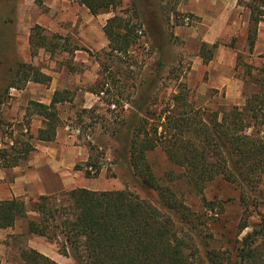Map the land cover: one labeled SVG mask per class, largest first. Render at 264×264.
Instances as JSON below:
<instances>
[{
  "label": "rangeland",
  "instance_id": "obj_1",
  "mask_svg": "<svg viewBox=\"0 0 264 264\" xmlns=\"http://www.w3.org/2000/svg\"><path fill=\"white\" fill-rule=\"evenodd\" d=\"M246 3L238 0H123L113 10L93 14L80 0H0V154L6 156V160L0 156V195H10L12 184L17 179L22 181L21 177L31 178L39 173L45 177L44 165L51 155L54 170L51 175L64 177L66 187L41 193V187L35 182H31L33 186L19 182V193L14 197L30 206L41 195L87 187L95 190L127 188L143 197L150 194L156 198L155 191L148 194L141 187L125 158L123 137L120 138L125 130L119 128L120 137L113 131L132 110L130 97L140 88L141 80L149 83L153 79V70L159 61L164 62V67L152 90L155 103L151 111L156 115L173 103L179 83L187 86L188 101L197 108L215 110L243 105L251 88H234L232 95L239 101L224 105L227 89L212 85L215 79L212 81L200 49L209 34L210 40L220 43L213 63L218 56L223 62L235 57L236 65L241 52L247 61L260 65L259 56L264 55V21L260 31L262 54L252 56L247 43L250 9ZM113 16L132 19L138 24V41L128 55H109L111 49L104 26ZM187 16L191 19L189 23L185 21ZM37 26L40 28L35 29ZM33 33L45 36L47 46L33 43ZM221 45H224L222 52L219 51ZM32 69L49 78L45 82L35 81ZM242 72L243 68L236 70L235 81L243 80ZM56 89H68L72 100L58 104L61 124L56 138L40 140L38 131L43 127V116L34 111L33 102L49 104ZM115 100L118 103L112 104ZM24 142L34 147L27 158L17 156L20 157L17 165L5 166L6 161L19 154ZM90 155L99 158L101 171L88 177L83 167ZM148 159L160 182L168 184L167 171H177L178 167L168 160L161 147L149 152ZM174 189L191 210L205 214L208 228H201L206 229L205 233L218 237L224 234L221 243L225 248L229 240L235 238L238 245L242 244L264 214V177L258 188L249 193L258 200V206L241 205L240 188L235 182L219 177L208 183L203 196L226 202L218 221L213 220L215 211L205 209L201 194L193 191L186 180L179 179ZM29 216L38 217V214L30 212ZM245 219L249 224L240 232L238 225ZM31 237L32 234L27 233L26 218L19 219L14 227L1 229L0 258L21 263L20 248H31ZM42 239L61 254L64 263H58L76 264L74 252L66 248L62 233L55 239L46 236ZM209 240L207 236V243Z\"/></svg>",
  "mask_w": 264,
  "mask_h": 264
},
{
  "label": "trees",
  "instance_id": "obj_2",
  "mask_svg": "<svg viewBox=\"0 0 264 264\" xmlns=\"http://www.w3.org/2000/svg\"><path fill=\"white\" fill-rule=\"evenodd\" d=\"M122 1L80 0L93 14L113 10ZM246 5L250 9L247 43L252 54L259 23L264 21V0H250ZM138 30V24L132 19L109 18L104 26L111 49L109 55H128L138 41ZM31 41L47 46L46 37L39 33H33ZM53 42L52 39L51 44ZM218 46V42L211 45L202 42L200 55L204 62L214 58ZM259 57L260 65L247 61L241 52L237 55L236 70L243 68L242 79L256 86V90L247 94L243 105L215 110L197 108L188 101L187 86L179 83L173 103L156 115L151 111L155 103L152 90L164 62H158L149 83L141 80L140 88L130 97L132 110L120 123L123 127L119 125L113 132L119 137L123 135L120 138L123 137L125 158L134 176L148 194L155 191L156 198L150 194L143 197L127 188L95 190L87 187L41 195L30 206L20 198H0V230L14 227L19 219L26 218L28 234L55 239L60 232L65 236L66 248L74 252L76 264H264V214L242 244L238 245L235 238L229 240L225 248L221 243L224 234L218 237L205 233L208 228L205 214L191 210L174 189L179 179L186 180L193 191L201 194L205 209L215 211L213 220L217 221L226 202L203 196L207 184L216 178L239 185L242 206H258V200L249 193L258 188L264 177V55ZM32 70L37 82L49 78L37 69ZM70 100L68 89H56L49 104L33 102L34 111L43 116L44 123L38 131V139L52 141L56 138L61 124L58 104ZM116 103V100L112 102ZM119 128L125 131L120 134ZM157 147L178 167L177 171H167L169 183L166 185L160 182L148 159V153ZM21 149L5 166L17 165L20 158L17 156L27 158L34 147L24 142ZM0 156L6 160L4 153ZM99 163L98 157L90 155L83 167L86 176L99 174ZM30 212L38 217L29 216ZM248 224V219L241 221L240 232ZM209 244L210 248L206 246ZM66 251L63 250L67 255ZM19 257L23 264H60L29 247H21Z\"/></svg>",
  "mask_w": 264,
  "mask_h": 264
},
{
  "label": "crops",
  "instance_id": "obj_3",
  "mask_svg": "<svg viewBox=\"0 0 264 264\" xmlns=\"http://www.w3.org/2000/svg\"><path fill=\"white\" fill-rule=\"evenodd\" d=\"M229 12V11H227ZM226 12V13H227ZM263 21H261L259 23V30H258V37H257V41L253 50V53L251 54L252 56L254 54H262V48L260 45V40H261V25H262ZM234 27V26H232ZM248 33V31H247ZM210 35L207 34L205 40L209 43H212L214 41L209 39ZM215 37H218L215 36ZM220 37V36H219ZM215 43V42H214ZM202 44V43H201ZM220 45V43H219ZM222 46L221 45L219 48V51L222 52ZM219 47V46H218ZM217 47V48H218ZM258 54V55H260ZM217 61L213 63V60H211L210 62H208L207 64V68L210 72V77L213 81V78L215 79L214 84L216 87L218 88H222L225 87L227 89L226 92V97L223 98V102L224 105H228L231 103H236L239 100L237 99V96L233 97L232 95V90L236 87H244V88H251V92L256 90V86L252 83L246 82L244 80H236L235 81V76L234 73L236 72V65H235V57L232 61H228L226 60V62H223L222 59L218 56V59H216ZM237 63V62H236ZM245 90V89H244ZM244 93V91H243ZM238 97H242L241 95H238ZM239 98V99H240ZM49 160L47 163H45L44 167L47 168V174L46 176H42L40 173L39 174H35L36 176L33 177L30 176L29 177H21L22 181H19V179H17V182L13 183V187L12 190H9V194L8 196H1V199H10L13 198L14 194L17 195V193H19V182H26L24 184H28L30 186H33V184L31 182H35L37 184V187H41V193H48V192H54V191H58V190H63L64 187H66V182L64 177H53L51 175V173L54 171L52 169V165H51V155L48 156ZM43 166V165H42ZM55 176V175H54ZM97 190V189H96ZM29 246L31 248H34L36 250H38L39 252L45 254L46 256L52 258L53 260L60 262V263H64L63 260H61V254L59 252L56 251L55 247L49 242V241H45V239H42V236L36 235V234H32V237L29 240ZM0 264H14V263H10L8 262L6 259H1L0 258ZM16 264H23L21 263H16Z\"/></svg>",
  "mask_w": 264,
  "mask_h": 264
},
{
  "label": "built area",
  "instance_id": "obj_4",
  "mask_svg": "<svg viewBox=\"0 0 264 264\" xmlns=\"http://www.w3.org/2000/svg\"><path fill=\"white\" fill-rule=\"evenodd\" d=\"M185 21H186L187 23H189V22L191 21L190 17L187 16V17L185 18Z\"/></svg>",
  "mask_w": 264,
  "mask_h": 264
}]
</instances>
